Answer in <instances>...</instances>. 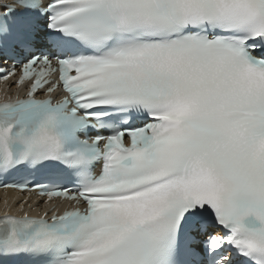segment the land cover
Segmentation results:
<instances>
[{"label":"snow or ice","instance_id":"snow-or-ice-1","mask_svg":"<svg viewBox=\"0 0 264 264\" xmlns=\"http://www.w3.org/2000/svg\"><path fill=\"white\" fill-rule=\"evenodd\" d=\"M0 82V264H264V0H0Z\"/></svg>","mask_w":264,"mask_h":264},{"label":"bare ground","instance_id":"bare-ground-1","mask_svg":"<svg viewBox=\"0 0 264 264\" xmlns=\"http://www.w3.org/2000/svg\"><path fill=\"white\" fill-rule=\"evenodd\" d=\"M5 202L12 206V212L20 214L19 204L24 202V197L13 192H0V214H3ZM30 204V203H28ZM28 204H25L24 211L29 210Z\"/></svg>","mask_w":264,"mask_h":264}]
</instances>
